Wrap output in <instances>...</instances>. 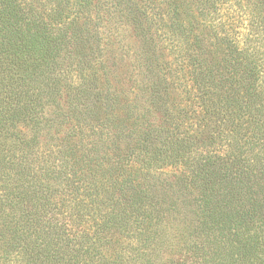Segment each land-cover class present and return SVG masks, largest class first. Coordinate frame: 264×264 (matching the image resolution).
<instances>
[{
	"label": "trees",
	"instance_id": "16d2710c",
	"mask_svg": "<svg viewBox=\"0 0 264 264\" xmlns=\"http://www.w3.org/2000/svg\"><path fill=\"white\" fill-rule=\"evenodd\" d=\"M0 264H264V0H0Z\"/></svg>",
	"mask_w": 264,
	"mask_h": 264
},
{
	"label": "rangeland",
	"instance_id": "374dc122",
	"mask_svg": "<svg viewBox=\"0 0 264 264\" xmlns=\"http://www.w3.org/2000/svg\"><path fill=\"white\" fill-rule=\"evenodd\" d=\"M118 26H119V28H121V30L123 31L124 27H122L121 24H118ZM123 33H124V35H125V38H122L121 36H117V35H116V37H115V42L118 43V46H120L121 49H122V52H120L121 55H122V54H127L126 52H124L125 50H123V45H124V44H125V45H126V44L134 45V43H135L134 38L131 36L130 33L128 34V32L125 31V30L123 31ZM162 44H163V47H164V48H167L166 53L169 54V53H170V49H172V46L176 45L177 43L174 42V41L172 40V38H170L169 36L166 35V36L163 37V42H162ZM121 49H120L119 51H121ZM128 54H129V56H132V53H128ZM171 57H172V56H171ZM43 151H44L45 153H47V149H46V148H44Z\"/></svg>",
	"mask_w": 264,
	"mask_h": 264
}]
</instances>
